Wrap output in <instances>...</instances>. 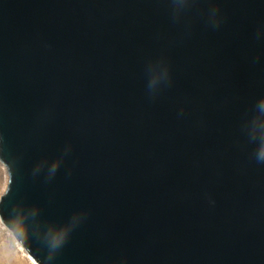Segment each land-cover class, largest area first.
Instances as JSON below:
<instances>
[{
  "label": "water",
  "instance_id": "1",
  "mask_svg": "<svg viewBox=\"0 0 264 264\" xmlns=\"http://www.w3.org/2000/svg\"><path fill=\"white\" fill-rule=\"evenodd\" d=\"M262 148L264 0H0V222L35 264H264Z\"/></svg>",
  "mask_w": 264,
  "mask_h": 264
},
{
  "label": "rangeland",
  "instance_id": "2",
  "mask_svg": "<svg viewBox=\"0 0 264 264\" xmlns=\"http://www.w3.org/2000/svg\"><path fill=\"white\" fill-rule=\"evenodd\" d=\"M8 184L6 169L0 163V198L4 195ZM0 264H35L25 253L11 233L0 222Z\"/></svg>",
  "mask_w": 264,
  "mask_h": 264
},
{
  "label": "clouds",
  "instance_id": "3",
  "mask_svg": "<svg viewBox=\"0 0 264 264\" xmlns=\"http://www.w3.org/2000/svg\"><path fill=\"white\" fill-rule=\"evenodd\" d=\"M259 155L260 157H264V148L261 149ZM24 227H25V230H27V225H25Z\"/></svg>",
  "mask_w": 264,
  "mask_h": 264
}]
</instances>
